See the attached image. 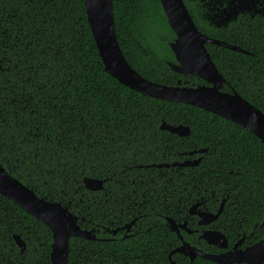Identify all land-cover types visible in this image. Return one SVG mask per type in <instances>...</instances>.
Here are the masks:
<instances>
[{
	"label": "trees",
	"instance_id": "trees-1",
	"mask_svg": "<svg viewBox=\"0 0 264 264\" xmlns=\"http://www.w3.org/2000/svg\"><path fill=\"white\" fill-rule=\"evenodd\" d=\"M112 14L121 51L138 74L168 86L179 78L204 83L169 68L175 35L159 0H112ZM206 48L226 80L222 90L264 112V44L248 46L258 61L246 63L242 76L238 63L221 60L225 48ZM227 64L235 66L230 73ZM162 122L186 125L190 135L161 130ZM200 149L206 153L197 165L145 169L192 161L200 154L190 152ZM0 164L38 197L66 206L82 229L94 230L98 240H69L67 264H170L180 240L165 217L184 220L201 199L213 211L227 195L245 200L246 233L256 226L250 244L264 237V145L229 120L134 92L105 73L83 0H0ZM157 171L165 173L163 183L151 181ZM85 177L103 180L102 189H85ZM135 218L124 237L122 228ZM51 242L47 227L0 196V264H51Z\"/></svg>",
	"mask_w": 264,
	"mask_h": 264
},
{
	"label": "water",
	"instance_id": "water-1",
	"mask_svg": "<svg viewBox=\"0 0 264 264\" xmlns=\"http://www.w3.org/2000/svg\"><path fill=\"white\" fill-rule=\"evenodd\" d=\"M159 2L167 23L175 35V38L168 43L175 63H168V66L178 75L194 77L205 84L181 86V81H178L175 86H168L142 77L128 63L117 41L112 0H83L88 26L104 72L134 92L154 99L194 106L229 120L247 130L264 145V112L240 96L235 90H232L231 93L221 90L226 80L216 68L205 45L213 44L230 49L235 48L202 34L194 24L183 0H159ZM160 129L180 137L190 135V129L186 125L174 126L162 122ZM191 153H199L200 156L192 161L174 162L171 166L197 165L206 153V149ZM150 166L160 168L170 165L164 163ZM83 185L87 190L97 191L102 189L103 180L85 177ZM0 196L18 206L49 229L52 237L49 255L51 264L68 263L69 240L71 238L96 240L94 230L82 229L78 217L71 213L66 206L38 197L31 189L12 177L1 164ZM198 214L201 224H207L217 216L208 212H199ZM166 220L170 230L175 232L182 242L181 246L169 253L170 264H175L171 260L174 253L187 256L191 261L199 256L215 264H264V237L245 249H238L235 245L232 250L222 254H206L183 241L178 229L179 227L183 229V225L174 224L170 218H166ZM129 228L130 224L122 229L128 231ZM200 237L217 248L227 247L226 237L218 231L205 230ZM13 238L20 252H23L25 250L24 241L20 236Z\"/></svg>",
	"mask_w": 264,
	"mask_h": 264
},
{
	"label": "flooded vegetation",
	"instance_id": "flooded-vegetation-1",
	"mask_svg": "<svg viewBox=\"0 0 264 264\" xmlns=\"http://www.w3.org/2000/svg\"><path fill=\"white\" fill-rule=\"evenodd\" d=\"M183 3L186 6L193 22L196 21L200 25V27H203L205 31L211 34V36L208 37L218 41H222L227 45L235 48V49L225 48L227 52L225 51L223 52V55L221 56V60L227 63L229 62L238 63L237 68H239L238 73L240 76L244 74V71L247 68L246 63L252 60L258 61L257 56L253 54L250 50H248V46L250 44H253L255 45V47H260L261 45L264 44V37H263L264 0H183ZM202 34L206 35L205 33ZM208 46H212V45H208ZM230 51L233 53H237V55L229 54ZM169 63H175V61ZM233 64H227L228 73H230L231 70L235 68ZM188 78H194V77L188 76ZM178 81H181L180 85L182 86L202 85L196 83H189V80H183L182 78L176 79L175 85L178 83ZM193 154H197V153L190 152V156ZM148 168H153V167L151 166L145 167V169ZM154 168L160 169L161 167L160 168L154 167ZM164 176L165 173L159 171L153 173V175L152 173L149 175L151 181L158 180L161 183H163L162 179ZM206 203L207 201L202 199L194 202L188 208L187 216L184 220H180V219L174 220L170 218L174 221V224L184 226L183 229H181L180 227L178 228L183 241L186 242V240H184L183 238L184 236L189 238L192 242H195L198 246L205 247L207 245L210 251L204 252L206 254H222L232 250L235 245H237L238 249H245L246 247L253 245L250 244V240L251 238L255 237L256 226L249 228L248 233H246L245 229H247L248 226L247 220H249L248 219L249 210L246 207L245 200H243L242 198L229 199V195H227V197L222 198L221 201L218 202V205L213 206L214 207L213 211L208 209ZM193 206L194 209H192ZM254 208H255L254 211L255 214H257L259 205L255 204ZM199 212L200 213L208 212L217 216L211 222L207 224H201L199 223L201 219L198 214ZM136 221L137 218L133 219L129 223L130 228L128 229V231L126 230L124 231L123 234L124 237H127V233L131 231V228L136 224ZM167 225H169L168 222ZM219 228L221 230H219ZM205 230H214L222 233L227 239V247L221 249L215 247L214 245L208 244L204 239L200 237ZM113 231L116 232L112 233ZM120 231H121L120 228H117L115 230L114 229L108 230L109 234L113 236L117 235ZM173 233L176 235L175 232ZM177 238L180 240L178 236ZM229 238L232 239L231 244L229 243L228 240ZM186 243H188V241ZM181 244L182 242L180 240V244L178 245V247L181 246ZM176 254L182 255L179 253H174L173 255Z\"/></svg>",
	"mask_w": 264,
	"mask_h": 264
},
{
	"label": "bare ground",
	"instance_id": "bare-ground-1",
	"mask_svg": "<svg viewBox=\"0 0 264 264\" xmlns=\"http://www.w3.org/2000/svg\"><path fill=\"white\" fill-rule=\"evenodd\" d=\"M208 37V36H207ZM210 38V37H209ZM212 39V38H211ZM215 40V39H214ZM218 41V40H217ZM222 42V41H221ZM207 45V44H206ZM206 45H205V47H206ZM208 45H213V44H208ZM214 46H216V45H214ZM217 47H222V46H217ZM223 48H225V47H223ZM206 50H207V48H206ZM208 52V51H207ZM208 54H209V52H208ZM210 55V54H209ZM211 58V57H210ZM216 66V65H215ZM170 68V67H169ZM217 68V67H216ZM219 71V70H218ZM225 84V83H224ZM182 86V85H181ZM232 91V90H231ZM231 91L229 92V93H231ZM162 130V129H161ZM45 199V198H44ZM29 215V214H28ZM15 236H18V235H15ZM96 240H98V239H96ZM94 241V240H93ZM204 253V252H203ZM185 257H187V256H185ZM196 257H199V256H196ZM189 258V257H188ZM201 258V257H200ZM190 259V258H189ZM201 259H203V258H201ZM172 260V259H171ZM194 260V259H193ZM192 260V261H193ZM204 260H206V259H204ZM170 261V260H169ZM172 261H174V260H172ZM191 261V260H190ZM208 261V260H207ZM210 262V261H209ZM174 263H175V261H174ZM213 263V262H212Z\"/></svg>",
	"mask_w": 264,
	"mask_h": 264
}]
</instances>
